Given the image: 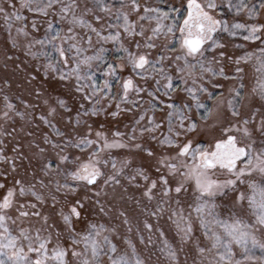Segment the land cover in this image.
Masks as SVG:
<instances>
[{
	"label": "snow or ice",
	"instance_id": "obj_1",
	"mask_svg": "<svg viewBox=\"0 0 264 264\" xmlns=\"http://www.w3.org/2000/svg\"><path fill=\"white\" fill-rule=\"evenodd\" d=\"M0 21L26 86L0 80V264H264V0H0Z\"/></svg>",
	"mask_w": 264,
	"mask_h": 264
},
{
	"label": "trees",
	"instance_id": "obj_2",
	"mask_svg": "<svg viewBox=\"0 0 264 264\" xmlns=\"http://www.w3.org/2000/svg\"><path fill=\"white\" fill-rule=\"evenodd\" d=\"M6 41H7V34L3 30V22L0 21V50L4 49V47L6 45ZM21 59H23V57H21ZM5 78L16 79L17 83H21V85H22L21 90H23V87H26L25 85H23L21 74H19V73L14 74L13 65L11 63H9L7 67H5L3 57L0 56V80H3ZM15 90L16 89L14 88V91ZM93 119L95 120V119H98V118L94 117ZM37 135H39V133H37ZM124 151H126V150H124ZM114 152H118L119 153L120 151L119 150H117V151L114 150ZM131 194H132V192L130 191L129 195H131ZM127 209H128L130 218H133V223L134 224L139 223L140 228L143 230V223L142 222H143L144 217L137 215L139 210L136 208V205L133 202L129 201L128 204H127ZM113 224L116 225V222L113 221ZM117 226L120 227V231H123V232L125 231L124 226L120 225L119 221L117 222ZM170 227L168 225L167 227L164 228V231H165V234H166L167 238L170 241L174 242L173 239H170L171 236H175L172 232H171V234L169 233L168 229ZM123 232H121V233H123ZM144 235L147 236L148 233L144 232ZM133 239L134 240L136 239L135 228H134V231H133ZM153 241H154V246H149V247L152 250V252H154V253H156L158 255V248H159L158 246L160 244V240H159V238L156 235H153ZM137 246H138V248H142V246L139 245L138 240H137ZM155 258H156V256L153 255V260H155Z\"/></svg>",
	"mask_w": 264,
	"mask_h": 264
},
{
	"label": "rangeland",
	"instance_id": "obj_3",
	"mask_svg": "<svg viewBox=\"0 0 264 264\" xmlns=\"http://www.w3.org/2000/svg\"><path fill=\"white\" fill-rule=\"evenodd\" d=\"M160 2H162V0H160ZM230 15L228 17H225V18H230ZM222 43H225L226 44V52L230 55H242L243 54V50L242 49H237L235 47V45L237 44H242L244 43L242 38L240 36H237V37H229L226 33L223 34V39L221 41ZM106 47H109V59H115V53H114V50L111 48V46H106ZM249 51L252 50L251 47L248 48ZM99 75V73H98ZM101 79H102V76H101ZM99 120L101 121H105V117L104 116H100L98 118ZM133 115L132 113H127V114H122L121 117L117 118L116 120H112L111 118H109L108 122H107V126L112 128L113 131H115L117 128L121 131H125V125H129V128L127 130H130V126L132 124V121H133ZM206 137H198V140L201 142V143H204L206 142ZM117 151V150H115ZM120 154H124V150H119ZM116 222V225H117V222L118 221H115ZM152 223H155V220H152L151 221ZM115 225V224H114ZM169 224L166 223V217L164 218V220L161 221V227H163V229L165 227H167ZM170 227V225H169ZM167 229V228H166ZM119 230H120V227H119ZM169 233L171 234V232L175 235V231H174V228L171 226L169 229ZM120 232H123V231H120ZM157 236V235H156ZM158 237V236H157ZM174 236H171L170 239H173ZM174 241V240H173ZM160 246V244H159ZM158 246V247H159Z\"/></svg>",
	"mask_w": 264,
	"mask_h": 264
}]
</instances>
